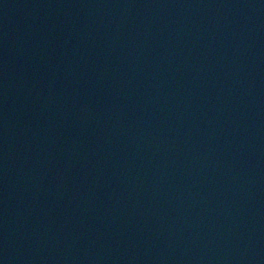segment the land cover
I'll list each match as a JSON object with an SVG mask.
<instances>
[{
	"label": "water",
	"instance_id": "obj_1",
	"mask_svg": "<svg viewBox=\"0 0 264 264\" xmlns=\"http://www.w3.org/2000/svg\"><path fill=\"white\" fill-rule=\"evenodd\" d=\"M0 264H264V0H0Z\"/></svg>",
	"mask_w": 264,
	"mask_h": 264
}]
</instances>
